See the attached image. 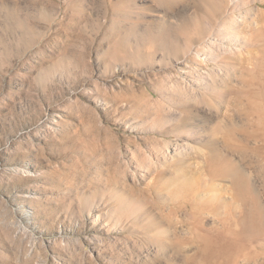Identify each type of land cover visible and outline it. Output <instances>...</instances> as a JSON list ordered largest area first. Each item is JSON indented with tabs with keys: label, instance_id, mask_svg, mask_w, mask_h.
Returning a JSON list of instances; mask_svg holds the SVG:
<instances>
[{
	"label": "rangeland",
	"instance_id": "374dc122",
	"mask_svg": "<svg viewBox=\"0 0 264 264\" xmlns=\"http://www.w3.org/2000/svg\"><path fill=\"white\" fill-rule=\"evenodd\" d=\"M263 229L264 0H0V264H264Z\"/></svg>",
	"mask_w": 264,
	"mask_h": 264
},
{
	"label": "bare ground",
	"instance_id": "6f19581e",
	"mask_svg": "<svg viewBox=\"0 0 264 264\" xmlns=\"http://www.w3.org/2000/svg\"><path fill=\"white\" fill-rule=\"evenodd\" d=\"M254 202V201H253ZM256 218H259L260 215L259 213H256ZM255 216L254 213L251 214L249 216V220H254ZM260 236H264V229H263V233L259 232L258 234H256L254 237H256L258 240ZM247 236H244L241 233H237L236 231H228L227 233H225L223 236L220 237L221 241V252L226 255V261H228L229 264H231L232 262H234V259L231 258V253L233 252H237L240 253L243 250H245L244 248L248 245L247 242L249 240L246 239ZM213 241L210 239H206V248H205V253H206V259L208 261H211V256L213 255V251H211V246Z\"/></svg>",
	"mask_w": 264,
	"mask_h": 264
}]
</instances>
